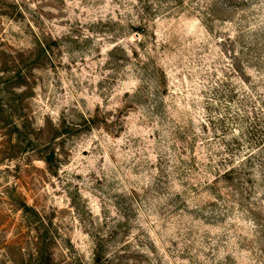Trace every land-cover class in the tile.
Wrapping results in <instances>:
<instances>
[{
    "label": "rangeland",
    "instance_id": "obj_1",
    "mask_svg": "<svg viewBox=\"0 0 264 264\" xmlns=\"http://www.w3.org/2000/svg\"><path fill=\"white\" fill-rule=\"evenodd\" d=\"M0 264H264V0H0Z\"/></svg>",
    "mask_w": 264,
    "mask_h": 264
},
{
    "label": "trees",
    "instance_id": "obj_2",
    "mask_svg": "<svg viewBox=\"0 0 264 264\" xmlns=\"http://www.w3.org/2000/svg\"><path fill=\"white\" fill-rule=\"evenodd\" d=\"M24 204V203H23ZM25 207H27L25 204H24Z\"/></svg>",
    "mask_w": 264,
    "mask_h": 264
}]
</instances>
